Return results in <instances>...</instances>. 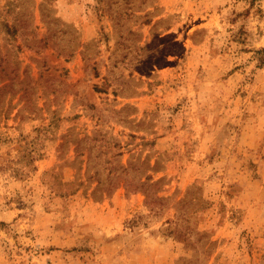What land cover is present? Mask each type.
<instances>
[{"label": "rangeland", "instance_id": "1", "mask_svg": "<svg viewBox=\"0 0 264 264\" xmlns=\"http://www.w3.org/2000/svg\"><path fill=\"white\" fill-rule=\"evenodd\" d=\"M0 264H264V0H0Z\"/></svg>", "mask_w": 264, "mask_h": 264}]
</instances>
